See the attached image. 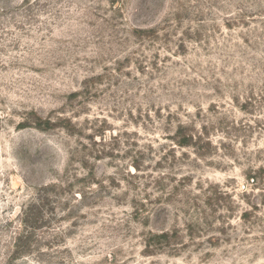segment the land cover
Segmentation results:
<instances>
[{
  "label": "rangeland",
  "instance_id": "374dc122",
  "mask_svg": "<svg viewBox=\"0 0 264 264\" xmlns=\"http://www.w3.org/2000/svg\"><path fill=\"white\" fill-rule=\"evenodd\" d=\"M0 264H264V0H0Z\"/></svg>",
  "mask_w": 264,
  "mask_h": 264
}]
</instances>
